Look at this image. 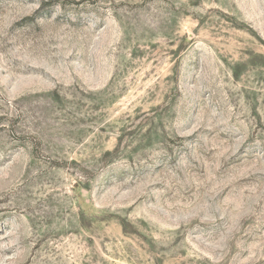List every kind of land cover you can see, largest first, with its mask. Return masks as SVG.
Returning a JSON list of instances; mask_svg holds the SVG:
<instances>
[{
	"label": "rangeland",
	"instance_id": "1",
	"mask_svg": "<svg viewBox=\"0 0 264 264\" xmlns=\"http://www.w3.org/2000/svg\"><path fill=\"white\" fill-rule=\"evenodd\" d=\"M0 264H264V0H0Z\"/></svg>",
	"mask_w": 264,
	"mask_h": 264
}]
</instances>
